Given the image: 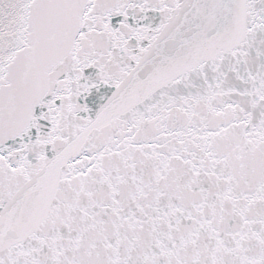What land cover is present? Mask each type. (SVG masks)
Returning <instances> with one entry per match:
<instances>
[{"label":"snow or ice","instance_id":"obj_1","mask_svg":"<svg viewBox=\"0 0 264 264\" xmlns=\"http://www.w3.org/2000/svg\"><path fill=\"white\" fill-rule=\"evenodd\" d=\"M0 264H264V0H0Z\"/></svg>","mask_w":264,"mask_h":264}]
</instances>
